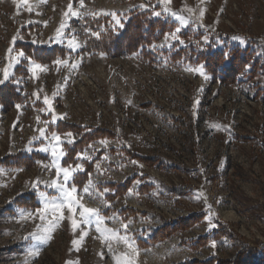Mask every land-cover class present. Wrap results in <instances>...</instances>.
<instances>
[{
	"label": "rangeland",
	"instance_id": "374dc122",
	"mask_svg": "<svg viewBox=\"0 0 264 264\" xmlns=\"http://www.w3.org/2000/svg\"><path fill=\"white\" fill-rule=\"evenodd\" d=\"M69 4L78 18L64 16ZM166 7L167 12L159 0H0V79L7 68L5 83L25 99L11 110L0 106V264H176L227 261L245 246L264 250V100L257 95L264 90V76L223 86L189 71L199 66L173 64L160 54L155 64H147L85 48L89 36L116 32L129 12L141 8L160 12L157 17L174 30L181 28L179 39L164 37L153 49L213 42L251 47L264 56V0H170ZM185 31L202 38L182 40ZM69 40L78 45L75 51L67 47ZM19 43L57 46L66 54L40 64L43 71L33 75L36 62L19 55ZM58 124L81 130L57 133ZM95 130L112 137L91 143L63 165L81 135ZM53 133L60 136L58 155L65 153L60 168L73 169L68 185L77 187L76 205L73 213L64 208L41 220L38 209L45 202H63L58 190L63 175H57L51 155ZM185 134L194 137L190 147ZM34 155L42 160L27 168L3 164ZM77 164L83 170L77 171ZM129 180V189L118 196ZM30 195L38 207L20 206ZM81 206L95 210L86 221ZM191 215L202 219L143 246L163 220ZM71 219L77 221L75 229ZM218 232L224 236L197 251L186 246Z\"/></svg>",
	"mask_w": 264,
	"mask_h": 264
},
{
	"label": "trees",
	"instance_id": "16d2710c",
	"mask_svg": "<svg viewBox=\"0 0 264 264\" xmlns=\"http://www.w3.org/2000/svg\"><path fill=\"white\" fill-rule=\"evenodd\" d=\"M80 1L88 0H73L75 3ZM127 15V22H124L122 28L117 29L116 32L111 29L98 30L94 36H89L86 41V51L114 58L135 56L147 64H155L158 54H160L161 59L166 58L173 64L184 61L197 66L203 65L204 71L211 81L223 86L235 85L240 77L252 80L260 75L264 76V56L257 55L251 47L241 48L238 45L227 43L218 46L212 42L210 44L200 43V45L190 43L180 48L175 45L164 51L153 49L155 43L174 30V25L167 20L154 16L151 11L141 8L129 12ZM99 25L101 24L99 23ZM180 38L182 40L189 38L201 40L202 35L200 33L195 35L193 31H185L180 33ZM16 48L24 52L26 57L39 64H50L58 58H63L66 54L65 49L57 46L45 48L43 46H34L32 43H19ZM257 95L264 100V90L258 91ZM24 100L23 95L11 83H5L0 86V106L4 110L13 109L15 106L23 104ZM54 130L57 133H80L81 129L76 126H61L58 124L54 126ZM111 137L110 133L102 130H95L81 135L74 143L67 159L63 160V165L72 163L76 154L91 143L101 139H110ZM183 138L188 147L194 142V137H191V135L185 134ZM136 158L145 164H151L153 161V166L157 165L159 168L163 166V163L157 164L156 160ZM37 159L42 160V157L35 155L33 158L17 156L3 161V164L12 169L27 168L32 166ZM89 172L90 169H87L84 176H87ZM130 184L131 180L127 181L122 189L118 190L117 195L123 196L126 190L129 189ZM176 193L182 194L180 191H176ZM18 203L25 208L38 207L37 203H35V195H30L29 199H24ZM201 219V215H191L176 220H163L162 224L153 231L148 242L143 246L156 244L166 240L176 232L186 231ZM222 236H224L222 232L212 233L211 237L207 236L198 240H191L186 243V246L192 251H197L207 245L210 239L219 240ZM176 264H264V250L245 246L227 261H217L214 258H209L206 261L192 259Z\"/></svg>",
	"mask_w": 264,
	"mask_h": 264
},
{
	"label": "snow or ice",
	"instance_id": "6c2138e0",
	"mask_svg": "<svg viewBox=\"0 0 264 264\" xmlns=\"http://www.w3.org/2000/svg\"><path fill=\"white\" fill-rule=\"evenodd\" d=\"M23 2L25 4H27L28 0H23ZM159 2L162 5L165 6L164 11L167 12V7L166 6L169 4L170 0H159ZM81 7H83V4H81ZM141 7H143V6H141ZM187 11L192 12V9H187ZM153 15L154 16H159V15H161V13L154 11ZM172 15L175 16L176 19L180 20L182 25L184 24V21H183L182 17H180L176 13H172ZM64 16H71L73 18H78L79 13L77 11L73 10V5L72 4H69L67 12L64 13ZM200 16L201 17L203 16V12L200 13ZM117 24L119 26V21L117 22ZM64 27H65V24L62 22L61 25H60V28L57 29V36L61 35V29L64 28ZM180 31H181V28L177 27L170 35L166 36V40H168V39H171V40L179 39L178 33ZM13 41H15V37L13 38ZM180 42L183 43L182 40ZM67 47L69 49H72L73 51H75L76 48L78 47V45L73 40H69V42L67 44ZM19 55L21 57H23L24 53L20 52ZM18 62L19 61L17 60V63ZM57 63H60V61H57ZM30 70L33 73V75H35L36 72H38V71H43V69L41 68V65L38 64V63L33 64ZM189 71H193L195 73L200 74L201 76H203V78L205 80H207L209 78L207 73L204 71V66L203 65H201V66H199L197 68H194V69H189ZM8 78H9V72H8V69L5 68L4 71H3V79H0V84L5 83V81H7ZM43 103L45 105H49L48 110L52 111V108L50 106V102H49V100L47 98L44 99ZM17 107H19V106H17ZM57 119H58V117L53 115L52 121L55 122ZM45 123H47V122H45ZM43 131L44 130H41V134L42 135H43ZM68 135H71V133H69ZM52 141L54 142L53 146H52V149H51V155L54 158L53 159V165L57 168V175L59 176L61 174V172H62V175H63V183L60 184L59 188H58L60 196L63 198V202H59V203H57V202H52V203L45 202L43 207L38 209V215H39L41 220L45 219V214L46 213H50L55 218L56 214L60 213L64 208H67V211L69 213H73L75 205H76V199H75V195L74 194L77 192V187L72 186V185H68V182L70 181V179L73 176L72 166L69 165L68 167H64L62 169L60 168L59 163H58L59 156H62V155L65 154L63 152H59V155H58V151L59 150H58L57 145L60 143V136L56 135L55 133H53ZM102 143H103V141H102ZM45 151H47V149H45ZM75 169L77 171L83 170V168H82V166L80 164H77L75 166ZM65 185H68V186H65ZM33 187H35V185ZM51 187L56 188L57 187V182L53 181L52 184H51ZM94 212H95L94 209L82 207V211L80 212V216L84 217V219L86 221L87 220V215H92ZM29 215H31V213H29ZM71 227L73 229H75L77 227V221L75 219H71ZM210 227H216V225L212 224L210 222ZM73 243L75 244L76 241H73ZM212 247L213 248L215 247V243L212 244Z\"/></svg>",
	"mask_w": 264,
	"mask_h": 264
}]
</instances>
